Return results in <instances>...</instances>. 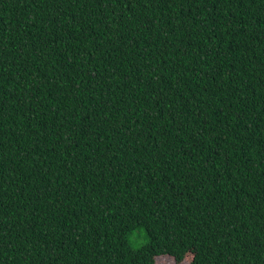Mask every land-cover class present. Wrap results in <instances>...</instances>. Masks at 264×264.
Returning a JSON list of instances; mask_svg holds the SVG:
<instances>
[{
	"label": "trees",
	"instance_id": "obj_1",
	"mask_svg": "<svg viewBox=\"0 0 264 264\" xmlns=\"http://www.w3.org/2000/svg\"><path fill=\"white\" fill-rule=\"evenodd\" d=\"M161 259L264 264V0H0V264Z\"/></svg>",
	"mask_w": 264,
	"mask_h": 264
},
{
	"label": "rangeland",
	"instance_id": "obj_2",
	"mask_svg": "<svg viewBox=\"0 0 264 264\" xmlns=\"http://www.w3.org/2000/svg\"><path fill=\"white\" fill-rule=\"evenodd\" d=\"M130 241L133 247L139 248L147 242V237L146 234L138 230L131 234ZM170 262H172V264H188L190 262V259H187L183 263H176L172 259H161L160 264H170Z\"/></svg>",
	"mask_w": 264,
	"mask_h": 264
},
{
	"label": "snow or ice",
	"instance_id": "obj_3",
	"mask_svg": "<svg viewBox=\"0 0 264 264\" xmlns=\"http://www.w3.org/2000/svg\"><path fill=\"white\" fill-rule=\"evenodd\" d=\"M170 264H172V262H170Z\"/></svg>",
	"mask_w": 264,
	"mask_h": 264
}]
</instances>
